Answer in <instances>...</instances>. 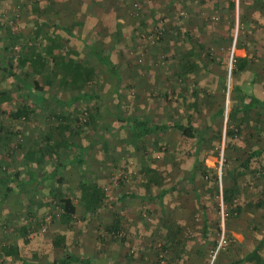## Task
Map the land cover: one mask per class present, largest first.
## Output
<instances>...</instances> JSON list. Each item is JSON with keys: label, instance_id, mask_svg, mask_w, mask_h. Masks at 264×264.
<instances>
[{"label": "rangeland", "instance_id": "374dc122", "mask_svg": "<svg viewBox=\"0 0 264 264\" xmlns=\"http://www.w3.org/2000/svg\"><path fill=\"white\" fill-rule=\"evenodd\" d=\"M37 1L40 3L37 12L39 18L61 27H56V30L64 42L78 50L80 58L100 69L94 80L87 84L78 81L60 90H56L54 85L49 86L48 91L57 92L63 97L80 95L88 90L99 95V101H84L69 108L70 114L67 116L70 121L76 115L80 118L78 127L71 121L74 134L69 135L61 128L53 129L52 139L61 143L70 136V140L79 143V147L70 144L62 146L59 155L63 160L77 152H84L85 163L82 167L88 172L90 181L102 183L106 197L96 215L83 213L74 189L82 168L67 166L63 171L64 182L58 188L62 195L74 197L77 211L76 225L72 222L64 225L54 218L58 209L49 205L54 193L51 191L53 184H41L40 190L33 195L29 186L18 190L20 184L16 180L13 192L0 202V245L10 243L18 246L22 258L37 255L33 264H50L61 254L60 249L52 247L51 240L56 234L64 233L72 251L93 257L97 264H254L250 261H233L250 252L264 235V210L244 206L237 217H230L224 211L220 195H215L219 199V207L214 205L213 199L209 201L208 198L204 203L210 229L203 241L201 212L192 184L202 198L207 197L211 174L220 175L222 171H229L245 159L253 147L264 144V106L261 114L254 112L248 122L253 126L259 124V130L253 136L246 134L250 129V126H246L243 134L227 137L225 118H211L219 105L224 107L226 113L238 101L237 96L233 95L232 98L234 84H238L243 92H253L264 99V0H258L254 7L248 6L252 0H233V10L228 9V0ZM46 1L48 4H44ZM31 3L36 2L31 0ZM30 5V0H0V21L10 26L14 33L27 37L35 26ZM242 9H246L249 18L246 23L249 33L243 40L239 38ZM72 20L83 22L73 29L75 36H69L62 29ZM186 31H189V36ZM6 39L4 30L0 34V53ZM241 41L247 44L246 48L236 47ZM196 43L202 44L203 48ZM190 46L196 47L200 58H182ZM98 51L108 53L118 73L125 78L118 86L121 93L119 105L124 115L139 117L146 114L160 122H173L184 121L185 116L191 114L196 127L212 123L206 140L198 145L197 140L183 139L174 129L159 133L152 139H141L137 143L139 150L132 143L121 140L130 136L127 130L118 129L115 116L118 108L116 82L112 72L95 55ZM245 55L248 58L246 66L236 70L233 57ZM177 60H190L197 64L195 70L186 75L187 82H180L174 75L178 70ZM164 94L168 102L162 99ZM192 99L197 101L195 110L190 104ZM89 102L91 105L96 102L100 108L98 121L107 125L103 136L100 124H93V127L81 123L86 117L85 114L81 115V111ZM51 106L53 104L50 102L37 104L36 118L30 122H11L8 117L11 106L6 104L0 107L5 111L0 114L4 122H11L8 134L10 144L0 150V161L11 145L25 138L19 153L6 156L9 175L15 172L19 176L24 174V155L30 147L41 149L45 161L52 160L53 153L45 150L48 143L43 141L46 127L56 124L52 118H48ZM218 130L217 138L214 133ZM104 140L109 146V153L103 148ZM142 147L148 149L145 158ZM194 163H197L198 171H195L191 184L186 178L192 173ZM141 165L156 167L164 178V186L172 188L164 196V214L156 199L127 197L120 202H111L121 190V178L128 192H148L153 196L158 191L153 185L147 190L137 177ZM206 166L209 169L202 176L200 171ZM238 180L242 188L238 200L240 204L246 205L248 201L264 197V179L248 185L245 181H251V175L247 174ZM222 183L221 180L217 183L219 192ZM3 185H0V198ZM111 209L122 215L123 229L119 236L124 240L113 241L107 236L104 242L97 243L100 224L111 221ZM21 226L27 228V234L19 230ZM260 252L264 260V248ZM21 259L12 260L0 251V264H23Z\"/></svg>", "mask_w": 264, "mask_h": 264}, {"label": "trees", "instance_id": "16d2710c", "mask_svg": "<svg viewBox=\"0 0 264 264\" xmlns=\"http://www.w3.org/2000/svg\"><path fill=\"white\" fill-rule=\"evenodd\" d=\"M257 1L258 0H252V3L248 4V6L254 7V4L258 3ZM34 2L36 3H31L30 0V4L32 5H30V15L32 16V21L35 22V26L27 37L22 33H14L10 26L4 25V23L0 21V34L4 30H6L7 33V39L4 41V46L1 48L2 53H0V107L5 106L6 104L11 106L10 113L8 115L11 122H30L36 118V113L38 111L36 107L37 104L44 105L48 102L52 103L53 106L49 109L48 118H52L56 124H51V126L46 127L43 141L48 143L45 150L49 153H53V158L51 161L47 162L44 159V153H42L41 149H31L30 147V150H27L24 155V160L26 162L24 165V174L19 176L18 173L15 172L14 175H9L6 171L9 162V160L6 159V156H13L14 154L19 153L23 148L25 138L20 139V142L17 141L14 145H11L10 149L6 153L7 155H4L5 157H3L0 161V185L4 184V190L2 191L0 202H3V200L13 192L16 180H18L20 184L18 185V190L20 188L23 190V186H29L30 192L33 195L40 190L41 184H53L54 188L51 191L54 193H52V196L49 199V205H53V207L58 209L57 217L54 218H56L60 224L66 225L72 222L76 225L75 214L77 211V204L74 197L69 194L62 195L58 188L59 185L61 186L63 184L65 179L63 174L64 169L70 165H77L80 169L82 168V172L81 170L79 171L80 177L75 182L74 189L78 193L77 200L83 208V213L96 215L99 206L102 205L103 200L106 197V192L100 181L89 180L88 172H86L82 167L85 163L84 152H77L69 159H61L59 149L62 146L70 144L73 147H79V143L70 140V136L68 138H64V141L61 143L54 142L52 134L53 129L60 128L63 129V131L68 132L69 135L74 134V127L71 121H73V123L75 122V127H78L80 118L76 115L74 119L70 121L69 116H67L70 114L69 108L76 104L80 105L81 103H84V101H99L100 97L98 94L89 90L84 91L80 95L63 97L61 95L59 96L57 92L52 93L48 91V89L49 86L56 85L54 86L56 90H60L65 88L69 83H76L78 81H82L87 84L88 82L94 80L96 73H99L100 69L96 68L95 65L89 64V62H86L85 59L80 58L78 50L71 48L64 42L62 36L56 30V27H58L57 24L53 25L47 20H41L39 18V14L37 12L40 3L37 0H34ZM44 4H48V1ZM234 7L235 2L233 0H228V9L233 10ZM245 10L246 9L241 10L242 14L240 19L242 27L239 30V38L242 40L247 38L249 33L246 25L249 18L247 17ZM82 24V21L72 20L62 29L69 36H75L73 29ZM51 27L54 28L52 29ZM58 28L61 29V27ZM185 33L189 36V31H186ZM249 41L252 42V39L249 38ZM17 42H19V44ZM196 45L199 48H203V45L200 43H196ZM246 46L247 44L243 41L236 44V47L238 48H246ZM95 55H97L100 63L112 72L116 82L115 91L118 98V108L115 112V116L118 121V129L127 130L130 136L128 139L121 140H124V142L127 143H132V145L139 150V148H137L138 141L141 139H152L159 133L168 131L169 129L178 131L183 139L197 140L198 145L206 140L205 136L208 134L209 129L212 128V123L207 126L196 127L193 124L191 114L186 115L184 121L178 120L173 122H160L146 114L139 117H128L124 115L123 110L119 105L121 93L118 90V86L125 78L118 73L117 66L111 60L108 53L98 51ZM188 56H195L197 58L201 57V55L197 53L195 46H190L189 49L182 55V58ZM233 62H235L236 65L235 69L241 70L246 66L248 58L246 55L243 57L234 56ZM176 64L178 66V70L175 71L174 75H176L182 83L187 82L186 75L193 72L197 67V64L190 60H186L185 62L177 60ZM55 80L57 81L55 82ZM233 95L238 97V101H235V103L228 108L226 113L224 107L219 105L215 109L214 113L211 114V118L214 119L218 116L222 119L225 118V135L227 137H236L243 134L246 126H250V129L246 134L248 136H253L254 133L259 130L257 129L259 124L256 123L253 126L249 125L248 122L254 112L257 115L261 114L264 106V99L255 95L253 92H243L238 84H234L232 86V98ZM162 99L165 102H168L166 94L162 95ZM196 102V99H192L190 101L194 110L197 106ZM55 108L56 110H53ZM99 109L100 108L97 106L96 102L92 103V105L89 102L81 111V115L85 114L86 116L81 123L87 126L100 124V133L101 136H103L106 132L104 129L107 128V125L104 126L103 122L98 121L100 116ZM4 112V110H0V114ZM11 122H4L2 116L0 115V150L6 149V145L10 144L8 142L10 139L8 134ZM219 133L220 130L216 131L214 135L218 138ZM14 134L16 135V132H14ZM14 134L12 135L16 137ZM103 148L106 153H109V146L105 140L103 141ZM83 149L85 150V147ZM142 150L145 152L143 153L145 158L148 149L146 147H142ZM107 156L112 157L113 161H115V158L112 155L108 154ZM262 157L264 158V144L262 146L256 145L245 159L241 160L238 165L234 166L229 171H222L220 175L217 173L211 174L209 179L210 193L207 194V197H204L205 199L202 198L201 194L197 191V187L192 184L195 176L194 173L195 171H198L197 163H194L192 173L186 178V181L190 182L192 184V188L195 190L196 204L201 212L202 218L201 236L203 241L206 238L205 234L210 229L208 219L209 215L206 211V204L204 203L208 198L209 201L213 199L214 205L219 207V199H216L215 195H220L221 201L224 203V211L226 215L230 217H237L243 210L244 206L249 208L252 207L257 210H264V197L257 198L251 202L248 201L246 205H242L238 201L240 195L242 194L241 183H239L240 181L238 180L239 177H246L247 174H250L251 181H245L248 185L252 182L257 183L259 179H264V161L261 162ZM207 169H209V167L206 166L200 171L202 176L206 174ZM138 176L140 181L144 183L147 190H149L153 185L158 188V191L153 196L148 192L143 194L128 192L124 189L125 181L121 178L119 181V187L121 190L118 193V197L113 199L111 202H120L127 197L139 199L147 198L148 200L156 199L162 214H164V196L172 189L171 186H164V178L160 174L159 170L154 166L141 165V167L137 170V177ZM219 180L223 182L221 192H219L217 187ZM52 212L53 209L51 210V213ZM110 212L112 215L111 221L107 224H100V233L96 237L97 243L104 242L107 236L113 241L123 242L124 240L123 237L119 236L123 229L121 219L122 215L117 210L111 209ZM215 228L217 229V227ZM19 230L27 234V228L24 226H21ZM27 240L28 239L26 238L25 241L27 242ZM51 245L54 248L60 249L61 254L51 260L50 264H97L93 260V257H86L80 253L72 251L69 245H67L66 234L64 233L56 234L51 240ZM162 247L165 248L164 245H162ZM262 248H264V235L258 243L253 246L250 252L233 262L250 261L254 264H264V260L260 255V250ZM0 251L3 256L10 257L12 260L22 258L20 256L19 247L10 243L1 244ZM36 257L37 255L34 254L29 259L22 258L21 261L23 264H33ZM216 264L219 263L216 262Z\"/></svg>", "mask_w": 264, "mask_h": 264}, {"label": "crops", "instance_id": "0c3cea01", "mask_svg": "<svg viewBox=\"0 0 264 264\" xmlns=\"http://www.w3.org/2000/svg\"><path fill=\"white\" fill-rule=\"evenodd\" d=\"M5 205V204H4Z\"/></svg>", "mask_w": 264, "mask_h": 264}]
</instances>
